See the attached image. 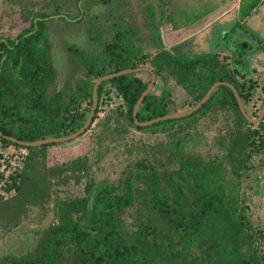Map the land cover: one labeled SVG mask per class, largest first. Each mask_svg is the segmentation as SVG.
Returning <instances> with one entry per match:
<instances>
[{
    "label": "trees",
    "instance_id": "trees-1",
    "mask_svg": "<svg viewBox=\"0 0 264 264\" xmlns=\"http://www.w3.org/2000/svg\"><path fill=\"white\" fill-rule=\"evenodd\" d=\"M72 1L77 10L74 16L55 6L54 12L25 16L27 24L16 35H0L2 135L24 142L69 135L84 124L98 77L141 66L151 68L162 87L157 93L153 87L142 100L136 114L140 122L173 112L175 86L195 104L213 83L228 82L246 106L254 85L237 79L245 70L241 60L233 65L217 52L172 53L163 47L150 55L134 39L133 29L121 25L110 37L95 28L89 32L98 41L97 52L68 45L69 73L59 81L49 24L55 16L65 24H73L75 19L81 23L85 16L81 0ZM260 1L241 4V20L255 14ZM141 73L148 74L133 72L98 84L91 124L102 95L108 92L106 86L121 99V106L115 115L102 118L95 142L100 145L107 137L113 142L126 131L125 124L141 131L172 132L175 139L161 145L167 148L164 157L177 162L178 169L161 173L157 170L161 157H139L129 164L121 184L94 187L88 155L42 169L32 153L55 143L23 146L0 136L4 145L27 150L22 169L7 186L14 194L0 202V225L17 223L77 174L86 178L85 195L66 200L56 195V221L42 229L26 251L6 254L0 264H264V231L252 227L242 188L243 176L254 169L255 158L264 148V117L258 124L248 122L230 88L220 85L192 114L138 126L132 110L150 80L149 74L144 79ZM213 108L232 114L216 138L221 154L208 160L185 156L184 139L197 117ZM130 211L133 214L127 219Z\"/></svg>",
    "mask_w": 264,
    "mask_h": 264
},
{
    "label": "rangeland",
    "instance_id": "rangeland-1",
    "mask_svg": "<svg viewBox=\"0 0 264 264\" xmlns=\"http://www.w3.org/2000/svg\"><path fill=\"white\" fill-rule=\"evenodd\" d=\"M248 1L254 0H81L85 13L81 23H76L75 19L73 24H65L55 16L49 24L59 81L63 82L69 73L68 45L75 44L90 53L97 52L98 41L91 39L89 32L95 28L103 36L110 37L115 28L121 25V28L133 29L134 39L150 55L163 47L172 53L217 52L226 56L233 65L235 61L241 60V68L245 70L242 76L237 75V79L247 85H254L245 110L250 117L255 118L260 112L264 96V0L259 2L257 16L241 20L240 6ZM72 5V0H0V35H16L27 24L25 16L36 11L51 13L56 10L55 6H58L57 11L74 16L77 10ZM141 76L148 78L146 73H141ZM153 87L154 92H159L161 81L156 79ZM105 89L108 92L102 95L91 127L71 141L55 143L44 151L33 152L31 157L37 166L48 169L77 156L88 155L94 187L107 183L118 186L129 164L139 157H161L157 170L161 173L165 170L176 171L178 163L164 157L167 148L161 145L175 139L172 132L141 131L125 124L126 131L113 142L108 137L100 145L95 142L102 118L109 113L115 115L116 108L121 106V99L114 90L109 86ZM172 97V113L183 112L196 104L180 86H175ZM231 116V112L213 108L197 117L189 131L190 135L183 141V154L200 160L220 155L216 138ZM26 155V149L0 142V202L14 194V190H7V186L16 171L22 169ZM243 177V195L250 209V223L252 227L264 231V148L255 158L254 169ZM85 188L86 178L77 174L68 184L50 192V198L44 205L30 208L17 223L8 222L4 225L3 222L0 225V258L9 253L26 251L38 233L56 221L53 208L57 198L66 200V197H83ZM130 214L133 212H129L127 219Z\"/></svg>",
    "mask_w": 264,
    "mask_h": 264
},
{
    "label": "water",
    "instance_id": "water-1",
    "mask_svg": "<svg viewBox=\"0 0 264 264\" xmlns=\"http://www.w3.org/2000/svg\"><path fill=\"white\" fill-rule=\"evenodd\" d=\"M133 72H147L150 76V80L149 83L146 86V89L141 93L140 97L138 98V100L136 101L133 110H132V118L133 121L136 125L141 126V127H146L149 125H152L154 123H157L159 121H163V120H167V119H176V118H181L187 115L192 114L193 112H195L196 110H198L209 98L210 94L213 92V90L220 86V85H224L227 86L228 88H230V90L232 91L237 105L239 107L240 112L242 113L243 117L250 123L252 124H258L263 116H264V99L262 102V106L260 109L259 114L257 115V117L252 118L250 117L246 110L245 107L243 105V102L241 100V97L239 96L236 88L228 83V82H223V81H219V82H215L213 83L210 88L207 90V92L205 93V95L200 99V101H198L193 107H190L189 109L183 111V112H176V113H170V114H166L164 116H160L145 122H140L137 120L136 118V114H137V110L142 102V100L144 99V97L150 92V90L153 88L155 82H156V75L155 73L151 70V68L146 67V66H141V67H136V68H127V69H123L120 70L118 72H113V73H108L105 74L103 76L98 77L93 84V88H92V104L90 107V111L89 114L84 122V124L75 132L66 135V136H61V137H51V138H45V139H41V140H36V141H32V142H24V141H19L13 137L10 136H6V135H2V133L0 132V136H2L3 138L15 142L17 144L23 145V146H38V145H42V144H47V143H62V142H67L70 140H73L75 138H77L80 134L84 133V131L88 128V126L91 124L92 118L95 114V109L97 106V87L98 84L102 81L108 80V79H112L114 77H118L124 74H128V73H133Z\"/></svg>",
    "mask_w": 264,
    "mask_h": 264
},
{
    "label": "crops",
    "instance_id": "crops-1",
    "mask_svg": "<svg viewBox=\"0 0 264 264\" xmlns=\"http://www.w3.org/2000/svg\"><path fill=\"white\" fill-rule=\"evenodd\" d=\"M259 6L257 7V9H256V13L255 14H253V16H257L258 14H259ZM250 17H252V16H250Z\"/></svg>",
    "mask_w": 264,
    "mask_h": 264
}]
</instances>
